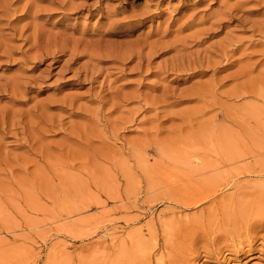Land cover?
<instances>
[{"label": "rangeland", "instance_id": "1", "mask_svg": "<svg viewBox=\"0 0 264 264\" xmlns=\"http://www.w3.org/2000/svg\"><path fill=\"white\" fill-rule=\"evenodd\" d=\"M263 207L264 0H0V264H264Z\"/></svg>", "mask_w": 264, "mask_h": 264}, {"label": "bare ground", "instance_id": "2", "mask_svg": "<svg viewBox=\"0 0 264 264\" xmlns=\"http://www.w3.org/2000/svg\"><path fill=\"white\" fill-rule=\"evenodd\" d=\"M5 123V122H4ZM131 192V191H130ZM256 207V206H255ZM258 207V206H257ZM253 208V207H252ZM263 209H264V207H263ZM263 209H261V208H259V213L256 215V216H259L258 217V219L261 221V222H264V218H263V215H264V212H260V211H262ZM250 210H251V208H250ZM247 216V215H246ZM255 217V216H254ZM257 221V222H260V221ZM248 221V220H247ZM260 225V224H259ZM169 262H170V264H175V261H173L172 259H169ZM158 264V263H157ZM159 264H165V262H164V260L162 259V260H160V262H159Z\"/></svg>", "mask_w": 264, "mask_h": 264}]
</instances>
